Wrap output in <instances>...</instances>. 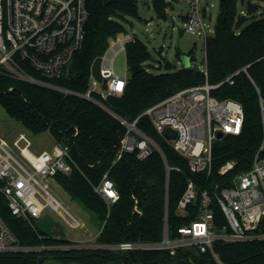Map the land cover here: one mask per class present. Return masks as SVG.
Returning <instances> with one entry per match:
<instances>
[{"label": "trees", "instance_id": "obj_1", "mask_svg": "<svg viewBox=\"0 0 264 264\" xmlns=\"http://www.w3.org/2000/svg\"><path fill=\"white\" fill-rule=\"evenodd\" d=\"M171 1L176 0H152L158 17L167 18L166 8ZM238 3L246 15L239 13ZM87 8L89 16L83 45L75 53L67 73L52 79L55 84L79 93L87 90L91 72L98 76L96 58L105 50L108 39L125 31L127 17L139 18L138 0H87ZM204 50L206 75L198 67L174 68L169 62L163 65L164 71L153 72L144 66L151 57L146 45L135 38L126 45L128 81L124 93L106 99L95 94L107 108L128 119H134L174 92L205 80L210 84L222 82L212 90L213 96L241 103L242 132L216 141L210 175L191 172L186 160L162 143L168 163L178 168L170 172L167 187L163 164L157 154L144 161L124 155L114 162L124 129L103 108L78 96L64 95L0 74V106L8 116L33 135L49 132L53 140L69 146L76 167L70 174L57 173L53 178L72 199L94 213L98 221V244L158 242L165 218L174 235L179 226L195 217L194 210L186 217L176 214L177 202L189 179L199 191L211 192L216 184L228 185L233 176L250 169L264 136V115L259 106V95L264 97V0H219L214 34L206 39ZM188 56L193 59L190 53ZM243 67L246 73L241 71L234 76L232 84L224 81ZM139 126L158 138L145 118L140 119ZM229 160L235 162V167L227 175H219L217 169ZM107 170L119 192V199L109 208L93 189ZM133 197L139 213L134 210ZM0 217L21 245L52 247L0 253V264H43L49 257L62 264H218L211 253L192 248H181L171 255L166 250L121 252L102 247H75L70 240L37 227L34 219L14 217L1 192ZM214 221L224 223L218 208H215ZM213 250L222 264H264V240L215 242Z\"/></svg>", "mask_w": 264, "mask_h": 264}, {"label": "built area", "instance_id": "obj_2", "mask_svg": "<svg viewBox=\"0 0 264 264\" xmlns=\"http://www.w3.org/2000/svg\"><path fill=\"white\" fill-rule=\"evenodd\" d=\"M183 1L187 5V12L182 15L184 30L202 37L205 45L206 39L214 34L210 14L207 15L208 7L202 5V0ZM170 7L166 8L167 14ZM239 13L246 15L243 7ZM88 16L87 0H0V74L64 95L84 98L107 111L124 129L114 162L124 155L144 161L152 154H157L163 164L167 187L170 172L178 168L168 163L164 144L186 160L191 172L210 175L216 141L226 135H239L242 132L244 110L241 103L213 96L212 90L222 82L210 84L205 80L174 92L146 108L134 119L122 117L110 110L95 94L106 99L124 93L128 81L127 67L125 76L120 77L113 70V62L120 52H126V45L135 39L125 31L109 38L107 47L96 58L99 78L91 72L84 93L55 84L52 79L67 73L75 53L83 45ZM204 59L201 70L206 75V54ZM262 60L264 64V57ZM241 71L246 73V67L229 74L224 81L232 84L234 76ZM259 106L263 117L264 97L260 95ZM141 118L146 119L158 138L139 126ZM167 128H171L175 135H166ZM219 132L222 133L221 138L217 137ZM31 145V140L23 133L13 140L12 148L0 140V192L7 200L11 214L30 221L40 218L48 210L56 212L68 227L80 228L82 222L63 207L43 182L57 173L70 174L76 167L69 146L54 140L51 151L33 153L30 151ZM13 148L18 151V155L12 153ZM25 150L31 153L30 156ZM263 151L264 136L250 169L233 176L228 185L216 184L211 192L208 189L199 191L189 179L177 202L176 214L186 217L194 210L195 217L188 224L179 226L174 235L170 233L165 218L158 242L122 241L99 245L121 252L166 250L171 255L176 254L178 249L192 248L201 253H211L215 261L222 264L213 250L215 242L233 244L264 240ZM234 167L235 162L229 160L217 169V173L225 176ZM93 189L108 208L119 199V192L108 170ZM133 199L134 210L139 213L137 200ZM215 208L222 212L224 223H215ZM71 243L78 247L82 241ZM51 248L21 245L0 217V253Z\"/></svg>", "mask_w": 264, "mask_h": 264}, {"label": "rangeland", "instance_id": "obj_3", "mask_svg": "<svg viewBox=\"0 0 264 264\" xmlns=\"http://www.w3.org/2000/svg\"><path fill=\"white\" fill-rule=\"evenodd\" d=\"M211 3L213 6H211ZM202 5L208 7L207 15L210 14V21L214 25L219 11V0H202ZM241 6L238 3L239 9ZM186 12L187 5L184 1L176 0L172 2L168 10L167 18L163 19L158 17L153 10L152 0H138L139 18L127 17V22L124 23V29L127 34L137 38L146 45L151 56L144 63L146 68L153 72L164 71L165 68L163 65L165 62L171 63L174 68H180L183 66L181 56H188L190 53L193 59L190 60L189 67L195 66L200 70L203 69L205 64L203 39L196 34H191L184 30V19L182 15H185ZM113 70L120 77L125 76V53L120 52L115 57ZM19 133L25 134L31 140L32 145L30 151L33 153H39L43 150L51 151L53 149L54 140L49 132H43L38 135L31 134L21 123L11 119L0 106V140H2L5 146L12 148V142ZM12 153L18 155V151L14 148L12 149ZM43 182L46 184L49 192L63 207L82 222V226L78 229H72L65 224L56 212H50L48 210H45L40 218L34 219V224L37 227L48 230L55 237L65 238L71 241H82L78 246L79 248L102 247L96 242L98 221L94 213L86 209L77 200L72 199L53 177ZM43 264L62 263L55 258L49 257Z\"/></svg>", "mask_w": 264, "mask_h": 264}, {"label": "water", "instance_id": "obj_4", "mask_svg": "<svg viewBox=\"0 0 264 264\" xmlns=\"http://www.w3.org/2000/svg\"><path fill=\"white\" fill-rule=\"evenodd\" d=\"M181 60H182V64H183L182 67H189V65H190V56L182 55V56H181ZM165 133H166V135H168V136H174V135H175V132H174L171 128H167V129L165 130ZM217 137H218V138H221V137H222V133L219 132V133L217 134Z\"/></svg>", "mask_w": 264, "mask_h": 264}, {"label": "bare ground", "instance_id": "obj_5", "mask_svg": "<svg viewBox=\"0 0 264 264\" xmlns=\"http://www.w3.org/2000/svg\"><path fill=\"white\" fill-rule=\"evenodd\" d=\"M25 153H26L28 156H30V154H31L28 150H25Z\"/></svg>", "mask_w": 264, "mask_h": 264}]
</instances>
